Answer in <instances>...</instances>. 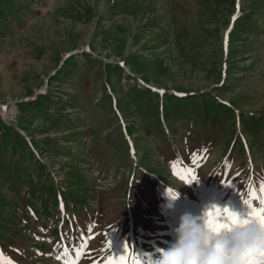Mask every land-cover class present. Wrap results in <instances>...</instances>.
Listing matches in <instances>:
<instances>
[{
	"label": "rangeland",
	"instance_id": "obj_1",
	"mask_svg": "<svg viewBox=\"0 0 264 264\" xmlns=\"http://www.w3.org/2000/svg\"><path fill=\"white\" fill-rule=\"evenodd\" d=\"M261 183L264 0H0L4 264L155 259Z\"/></svg>",
	"mask_w": 264,
	"mask_h": 264
},
{
	"label": "clouds",
	"instance_id": "obj_2",
	"mask_svg": "<svg viewBox=\"0 0 264 264\" xmlns=\"http://www.w3.org/2000/svg\"><path fill=\"white\" fill-rule=\"evenodd\" d=\"M175 190V198H178ZM209 205L200 216L183 214L172 230L173 242L166 249H157L159 255L138 257L139 264H253L264 262V228L255 223L234 226L230 230L214 231L208 225ZM227 208L228 207H223ZM229 211L233 215L237 212Z\"/></svg>",
	"mask_w": 264,
	"mask_h": 264
},
{
	"label": "snow or ice",
	"instance_id": "obj_3",
	"mask_svg": "<svg viewBox=\"0 0 264 264\" xmlns=\"http://www.w3.org/2000/svg\"><path fill=\"white\" fill-rule=\"evenodd\" d=\"M237 10H239V2L237 3ZM232 19L233 21H235L236 16H233ZM174 167L175 166L173 165V168ZM179 178L185 183H192L193 181H196V174L192 171H188L186 174L181 175ZM225 184L230 187V184H228L227 181H225ZM259 193L260 195L259 197H257L255 189H253L251 186L249 187L250 198L243 201V204L247 208V212L243 216L233 215L227 208H216L212 211H209L207 215L208 225L210 229L214 231H218L220 229L230 230L234 226H244L250 223H255L264 228V183H261V185L259 186ZM169 195L173 199L175 198V194L170 192ZM256 199L259 200V208L253 207L252 201ZM83 247H87V244L85 243ZM109 248H111L110 241ZM127 252L128 246L127 244H125L123 247L124 254L120 255L118 259L115 256L111 257L107 261V264H128V260L126 259L125 255L127 254ZM82 255V250L77 249L75 250V259H64L65 257L69 256L68 249L65 248L64 252L61 254V256H58L57 259H64V264H79V259ZM0 256H2V254H0ZM0 264H4L2 259H0ZM7 264H12V262L8 261ZM133 264H138V261L134 259ZM247 264H253V262L249 260ZM261 264H264V262H261Z\"/></svg>",
	"mask_w": 264,
	"mask_h": 264
}]
</instances>
